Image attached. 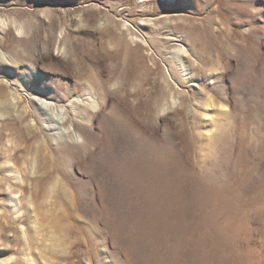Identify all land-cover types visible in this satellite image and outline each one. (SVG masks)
<instances>
[{"label":"rangeland","instance_id":"1","mask_svg":"<svg viewBox=\"0 0 264 264\" xmlns=\"http://www.w3.org/2000/svg\"><path fill=\"white\" fill-rule=\"evenodd\" d=\"M142 1L0 0V264H264V0Z\"/></svg>","mask_w":264,"mask_h":264},{"label":"bare ground","instance_id":"2","mask_svg":"<svg viewBox=\"0 0 264 264\" xmlns=\"http://www.w3.org/2000/svg\"><path fill=\"white\" fill-rule=\"evenodd\" d=\"M144 1H147V0H143L142 2H144ZM172 0H168V2H171ZM143 8V7H142ZM143 10H145V8L143 9ZM14 201V200H13Z\"/></svg>","mask_w":264,"mask_h":264}]
</instances>
